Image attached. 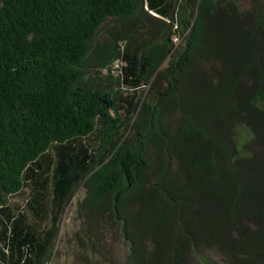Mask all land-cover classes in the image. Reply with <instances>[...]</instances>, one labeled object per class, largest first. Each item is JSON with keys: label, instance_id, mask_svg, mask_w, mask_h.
Listing matches in <instances>:
<instances>
[{"label": "trees", "instance_id": "1", "mask_svg": "<svg viewBox=\"0 0 264 264\" xmlns=\"http://www.w3.org/2000/svg\"><path fill=\"white\" fill-rule=\"evenodd\" d=\"M255 1L0 0V264L49 259L79 187L91 255L110 232L120 264H264Z\"/></svg>", "mask_w": 264, "mask_h": 264}, {"label": "rangeland", "instance_id": "2", "mask_svg": "<svg viewBox=\"0 0 264 264\" xmlns=\"http://www.w3.org/2000/svg\"><path fill=\"white\" fill-rule=\"evenodd\" d=\"M234 2L238 12L245 13L251 11L255 0H230ZM259 1L264 10V0ZM167 63V60L164 64ZM116 67V65H115ZM104 74V73H103ZM165 86L164 81L159 83ZM147 91V86L138 89L141 98ZM251 150L258 159H264V138L257 136V143L253 144ZM83 196V189L79 187L66 201L59 217L55 223L56 236L52 241L50 258L44 260L43 264H120L126 252V246L118 237H114L110 232L105 235L100 250L101 253H88L86 247L82 245L76 233L81 229V222L76 215V202ZM25 194L11 197L17 202H23Z\"/></svg>", "mask_w": 264, "mask_h": 264}]
</instances>
